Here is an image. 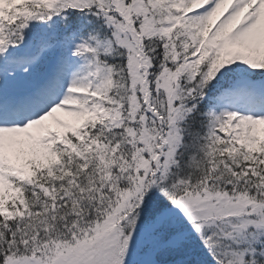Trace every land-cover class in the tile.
Returning <instances> with one entry per match:
<instances>
[{
	"label": "snow or ice",
	"instance_id": "1",
	"mask_svg": "<svg viewBox=\"0 0 264 264\" xmlns=\"http://www.w3.org/2000/svg\"><path fill=\"white\" fill-rule=\"evenodd\" d=\"M0 264H264V0H0Z\"/></svg>",
	"mask_w": 264,
	"mask_h": 264
}]
</instances>
